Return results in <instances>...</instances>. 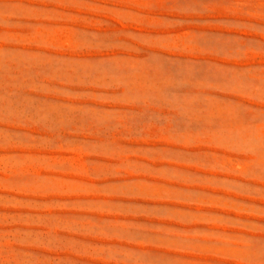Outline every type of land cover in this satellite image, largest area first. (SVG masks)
Listing matches in <instances>:
<instances>
[{"label": "rangeland", "instance_id": "1", "mask_svg": "<svg viewBox=\"0 0 264 264\" xmlns=\"http://www.w3.org/2000/svg\"><path fill=\"white\" fill-rule=\"evenodd\" d=\"M0 41V264H264V0H0Z\"/></svg>", "mask_w": 264, "mask_h": 264}, {"label": "bare ground", "instance_id": "2", "mask_svg": "<svg viewBox=\"0 0 264 264\" xmlns=\"http://www.w3.org/2000/svg\"><path fill=\"white\" fill-rule=\"evenodd\" d=\"M47 19H48V17H47ZM50 19V18H49ZM38 20V19H37ZM41 21V20H40ZM53 21V20H52ZM38 26V25H37ZM37 29H38V27H36ZM36 29V30H37ZM0 43H1V41H0ZM5 43V42H4ZM37 45V44H36ZM58 52V51H57ZM136 63V62H135ZM131 65H133V64H131ZM137 65V64H136ZM136 65H134V67L136 66ZM154 68V67H153ZM137 72V71H136Z\"/></svg>", "mask_w": 264, "mask_h": 264}]
</instances>
